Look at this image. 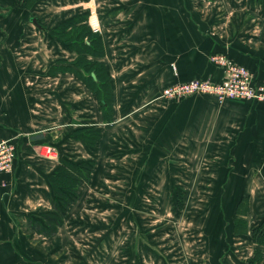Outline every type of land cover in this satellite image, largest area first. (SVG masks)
Here are the masks:
<instances>
[{
	"label": "crops",
	"instance_id": "0c3cea01",
	"mask_svg": "<svg viewBox=\"0 0 264 264\" xmlns=\"http://www.w3.org/2000/svg\"><path fill=\"white\" fill-rule=\"evenodd\" d=\"M64 1L35 0L29 5L27 0H0V131L17 144L18 151L13 172L0 174V264H61L67 258L68 248L59 242L57 233L63 231L69 215L72 222L62 233L67 238L77 221L76 204L82 193L51 237L38 233L28 216L54 212L50 178L63 157L95 162L115 138L122 147L112 152L129 160L135 153H145L147 145L165 140H181L178 147L184 143L181 153L187 158L181 160H188L190 166V156H205L209 145L218 158L234 155L232 165L222 159L212 163L220 172L213 185L221 193L203 200L211 208L216 203L217 209L189 212L197 221L201 214V227L181 229L189 246L188 242L179 246L176 222L168 228L167 242L137 244L142 249L135 254V264H145V258H153L152 264H264V104L235 100L219 104L204 96L181 102L160 98L164 88L178 82L199 78L219 82L222 71L210 62V56L217 53L246 66L257 82H264V0L234 4L237 11L230 19L205 17L198 5L210 0H106L98 5L104 33L93 30L97 18L87 23L93 32L102 34L104 55L88 59L106 67L112 121L104 119L97 95L80 76L76 50L51 35L71 17L62 11L61 5L68 2ZM92 3L88 0L85 11L92 12ZM87 91L90 99L84 97ZM129 123L137 125L141 141ZM85 127L102 130L95 147L72 136ZM104 139L106 150H102ZM44 147L53 149L52 157L41 155ZM104 166L100 161L95 164L88 182L92 188L107 187L102 180ZM98 172H103L100 179ZM150 212L162 217L160 210ZM98 231L105 235L107 246L113 245L109 234L117 240L120 233L111 225ZM125 232L122 228L123 236ZM146 249L149 253L144 255ZM78 250L71 257L73 263L87 264L77 256ZM129 260L122 262L130 264Z\"/></svg>",
	"mask_w": 264,
	"mask_h": 264
},
{
	"label": "rangeland",
	"instance_id": "374dc122",
	"mask_svg": "<svg viewBox=\"0 0 264 264\" xmlns=\"http://www.w3.org/2000/svg\"><path fill=\"white\" fill-rule=\"evenodd\" d=\"M93 1L94 3L91 4L94 5L92 12L85 11L88 0H65L64 2L67 3L61 5L62 11L65 10L68 16H72L77 12H86L88 13L87 20L89 19V21H91V17L97 18L94 26L103 34L104 31L103 28H101L102 20L98 5H103L107 1ZM194 2H200V0H194ZM239 2L247 5L250 0H210L204 4L198 5V7H201L200 9L204 11L205 17L212 14V18L215 19H230L233 13L237 11L234 4H239ZM71 23L73 25L72 29L66 33L68 36H73L75 38L76 36L74 35L76 34V30L85 29L87 31L88 29L86 25L80 23L79 20H73ZM73 37H66V39H71ZM88 40L92 43V38ZM97 42L98 41H94V47L97 48L98 53L101 54L103 48L101 44ZM85 64L84 62L83 66H85ZM91 67H94L98 72L102 69V66L97 64ZM85 72L90 75L87 71ZM85 89L86 88H84V90ZM105 92L104 89L103 93ZM87 94L89 95L90 92L87 91L84 96L85 99H90L91 97ZM102 98L104 99L103 96ZM193 98L197 97H188L183 100ZM235 101L243 102L241 100ZM128 125L132 128V131H138V134L137 132L134 134L138 139L139 129L137 125L131 123ZM94 136L95 135H93V137ZM115 139H117V141L113 140V143L111 142L109 145V149L106 153L109 155L106 156L105 153H100V160L98 159L95 161L96 165L99 161L101 164H105L104 171L106 173L103 178V172H98L97 174L99 175L98 179L102 178L103 185L107 187L97 186L96 188H92L88 183V185L84 187V190L80 189L79 192L80 194L82 193V197L76 204V210H79L77 215L78 218H74L77 219V221L70 226L72 230L66 235V239L62 236V233L68 223L70 224V222H72L69 215L66 217L67 223L63 231L57 233L59 242L66 247V250L68 248V250L65 251L67 253V258L63 257L62 253L60 254V259L63 257L61 259L63 260L61 264H74V260L71 257L74 256L73 252L78 249L81 252L78 250L79 254L76 253L77 256H81V260L87 264H123L122 260L125 259H130V264H135L137 260L135 254L140 253L142 249L137 247V244L146 243V245H149L152 242L159 244L167 242L170 233L168 229L169 226H171V224L176 226L175 224L178 222V232L180 234L179 242L181 243L179 246H183L188 242V237L184 234L185 231L187 229L192 231L194 229L193 227H201L199 223L201 214L198 215L199 220L197 221L195 217L193 218V216H190L189 212L198 209H207V211L217 209L216 203L214 207L211 208L209 202L205 201L207 197L211 198L214 196L217 198V195L219 196V193H221L218 186L215 187L216 185H213L214 179H218L220 172L216 170L217 168L213 167L212 163L217 161V159L218 161L221 160L222 157L218 158V155H213V147L209 145L205 156L193 153L190 156L192 160L190 166L189 163H187L188 160L187 162L181 160L182 158H187L186 154L181 153V150H184L182 148L184 147V143H180L179 147L177 146V143L181 140H173L172 142L165 140L162 144L147 145L146 148L142 150H145V153L142 155H137L138 153H135L134 159L131 158V160H129L130 158L127 155L124 157L126 159H122L121 156H117L116 153L112 152L113 150L119 152L122 147L120 140L118 138ZM105 140L106 139H104L102 144V150L106 148ZM131 147L135 148V145H130V148ZM96 149L98 150V148ZM45 150L46 147H44L41 152L43 153ZM136 150L141 149L136 147ZM156 150L158 153L155 154ZM170 150L178 153L173 155L169 153ZM233 156V154L229 155L226 157V160L223 158L221 161L225 160L226 163L232 165L234 164V162H232ZM133 161L137 164H134L135 162L132 163ZM112 165L115 166V168L112 169ZM152 167H155V169H152ZM122 168H127L128 170H122ZM131 178H133L132 181H130ZM150 179L154 180L151 181ZM147 182H151L152 186H144ZM204 183L206 184L205 186ZM81 190L83 191L81 192ZM90 193L92 194L90 195ZM203 198H205V200H203ZM160 201L161 205H159ZM152 210H160V215L162 217L160 218L157 214L155 215L153 212H150ZM174 210L182 212L177 220L174 217ZM183 211L186 212L183 213ZM110 225L118 228L120 233L117 235V240L116 235L110 233L109 235L113 237V245L107 246L106 238H104L105 235L103 236L98 229L106 226L110 227ZM158 226H162L161 229L157 230L156 228ZM122 228L126 231V235L124 236L121 234ZM127 231H129V234ZM104 234L107 233L104 231ZM57 237L54 242L57 240ZM45 240H47L48 243H52L49 239ZM127 245L130 246L128 252L130 254L129 258L125 249ZM187 246H189V242ZM72 248H76V250H72ZM145 251L144 255L149 253L148 249ZM163 251L165 254L169 253V250L165 251V249H163ZM105 258H108L107 261ZM147 260L148 258H145L147 264H152L154 262L153 258Z\"/></svg>",
	"mask_w": 264,
	"mask_h": 264
},
{
	"label": "trees",
	"instance_id": "16d2710c",
	"mask_svg": "<svg viewBox=\"0 0 264 264\" xmlns=\"http://www.w3.org/2000/svg\"><path fill=\"white\" fill-rule=\"evenodd\" d=\"M34 2L35 0H27L26 3L30 5ZM87 18L88 13L86 12L74 13L69 19L60 22L51 31V35L67 44H70L71 47L76 50L78 54L76 66H79L82 69V74L80 76L82 77L83 81L89 85L93 93L97 95L99 103L104 112V119L107 121H112L111 117L113 109L110 105L112 88L106 67L104 63L95 62L88 59L89 56L98 59L102 58L104 55V43L101 34L93 32L89 27ZM73 20H79L80 23L85 24L88 28L87 31L85 29L76 30V34L74 35L76 36L75 38L66 34L72 29L73 25L71 22ZM66 37L73 38L66 39ZM91 38L92 43H90L88 40ZM94 41H98L97 43L101 44V47L103 48L101 54H99L97 48L94 47ZM84 62L86 63L85 66H83ZM96 64L102 66L100 72L96 71L94 67H91L95 66ZM85 71L90 73V75ZM83 72H85L87 75ZM104 89L106 91L105 93H103ZM93 135L95 136L93 137ZM101 135L102 130L100 128L85 127L75 131L72 136L87 147H95L100 141ZM94 170L95 162L92 160L88 161L80 159L78 161H74L73 159L63 157L60 167L52 174L50 178L51 186L54 191V212L33 213L28 216L32 227L38 233L45 234L50 237L57 232L59 227L64 224V219L68 210L72 204L78 200L80 187L90 181ZM181 213L182 212L174 210L175 216L179 217Z\"/></svg>",
	"mask_w": 264,
	"mask_h": 264
},
{
	"label": "built area",
	"instance_id": "2783aa9c",
	"mask_svg": "<svg viewBox=\"0 0 264 264\" xmlns=\"http://www.w3.org/2000/svg\"><path fill=\"white\" fill-rule=\"evenodd\" d=\"M93 30L100 32L95 27ZM210 61L222 71V78L219 82L201 78L178 82L165 88L160 98L181 102L188 97L204 96L216 99L219 104L227 100L264 104V82H257L250 69L233 62L223 53L212 54ZM17 152V144L13 140L5 138L0 131V174L13 172ZM52 154L51 147H46V150L41 152L44 157H52Z\"/></svg>",
	"mask_w": 264,
	"mask_h": 264
},
{
	"label": "water",
	"instance_id": "95a60500",
	"mask_svg": "<svg viewBox=\"0 0 264 264\" xmlns=\"http://www.w3.org/2000/svg\"><path fill=\"white\" fill-rule=\"evenodd\" d=\"M35 21V20H34Z\"/></svg>",
	"mask_w": 264,
	"mask_h": 264
}]
</instances>
